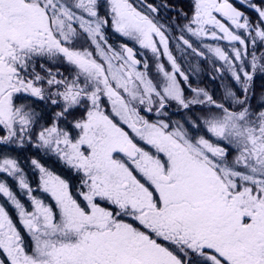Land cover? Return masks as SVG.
Wrapping results in <instances>:
<instances>
[{"label":"snow or ice","instance_id":"1","mask_svg":"<svg viewBox=\"0 0 264 264\" xmlns=\"http://www.w3.org/2000/svg\"><path fill=\"white\" fill-rule=\"evenodd\" d=\"M0 264H264V0H0Z\"/></svg>","mask_w":264,"mask_h":264},{"label":"flooded vegetation","instance_id":"2","mask_svg":"<svg viewBox=\"0 0 264 264\" xmlns=\"http://www.w3.org/2000/svg\"><path fill=\"white\" fill-rule=\"evenodd\" d=\"M173 3H175L177 6H180V0H172ZM204 79V83L209 87V88H212L214 85L212 84V82L208 81L206 78H203Z\"/></svg>","mask_w":264,"mask_h":264}]
</instances>
